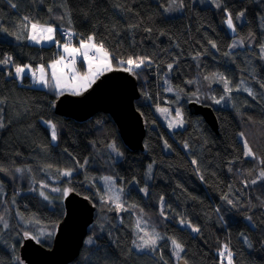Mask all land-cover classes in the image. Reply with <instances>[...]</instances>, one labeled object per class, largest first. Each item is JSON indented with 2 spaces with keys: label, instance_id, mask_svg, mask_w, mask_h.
Returning <instances> with one entry per match:
<instances>
[{
  "label": "trees",
  "instance_id": "1",
  "mask_svg": "<svg viewBox=\"0 0 264 264\" xmlns=\"http://www.w3.org/2000/svg\"><path fill=\"white\" fill-rule=\"evenodd\" d=\"M169 1L13 0L17 4L13 9L8 0H0V25L9 32H17L15 25L29 16L70 29L76 33L75 45L94 34L113 54L114 65L129 56L153 61L133 75L139 90L134 105L145 124L143 152L124 146L108 114L98 112L82 123L58 116L54 91L33 87L28 76L19 82L12 65L0 66V121L4 124L0 167L6 170L0 172V217L8 224L7 228L0 224V264H22L18 248L24 231L33 235L42 227L52 231L63 217L61 196L53 194L44 201L28 191L39 183L66 186L96 205L87 235L93 243L85 242L70 264H177L169 237L184 246L181 256L187 264H221L219 251L225 244L233 252L234 264H264V179H258L264 164L243 155L247 139L264 159V59L260 55L264 0H220L219 8L183 0L182 12L167 17L162 7ZM225 9L233 15L234 35L228 32ZM240 12L244 19L239 24ZM65 13L71 24L68 16L58 19ZM233 37L243 40V47L225 55ZM59 53L55 45H37L0 32V58L10 55L14 63L35 67ZM169 63L173 64L171 72ZM215 73L223 74L234 89L250 88L255 98L233 90L222 106L214 107L212 97L223 96V84L204 77ZM169 85L172 92L166 90ZM177 98L184 125L170 133L154 109L169 107ZM191 101L214 110L217 133L200 116L189 114ZM46 121L55 124L56 141ZM113 143L121 153L119 158L110 150ZM149 164L153 169L147 183ZM16 168L23 171L17 173ZM66 169H73L71 177L59 175L58 170ZM105 176L123 188L125 206L135 208L117 213L110 203L102 202L97 179ZM144 188L147 193L141 191ZM141 216L148 230L155 228L165 238L156 251H138L133 244L135 223ZM181 220L199 232H192ZM52 239L45 235L39 244L49 248Z\"/></svg>",
  "mask_w": 264,
  "mask_h": 264
},
{
  "label": "snow or ice",
  "instance_id": "2",
  "mask_svg": "<svg viewBox=\"0 0 264 264\" xmlns=\"http://www.w3.org/2000/svg\"><path fill=\"white\" fill-rule=\"evenodd\" d=\"M8 3L10 4L11 8L15 9L17 8V4L13 2V0H8ZM177 3V0H170L171 5H175ZM213 3H215L216 7H220L221 3L220 0H213ZM184 7L183 0H179V9H182ZM173 10L171 7L166 8L165 11H171ZM52 9H49V12H51ZM225 23L233 33L236 32V25L234 24L233 15L231 12H228L227 9H225ZM65 16H68V23L71 24V19L68 13H65L64 16L58 17V19L63 20ZM244 13L240 12L239 16L236 17V19H239L240 17H243ZM15 27L18 29L17 32H9L7 28L3 27V25H0V32H7L9 35L15 36L17 40H23L26 39L30 41L33 44H43V43H49L54 44L56 47L60 48L62 50V53L58 55V58L52 61L50 64L47 65V68L44 65H39L36 68H33L29 64H17L14 63L13 57L8 55L4 56L3 58H0V65L7 68L9 65H12L14 68V75L17 80H23L26 76V74H30L33 82L39 85H43L45 88H54L56 90L57 96L63 95L65 92H69L72 95H81L82 91H86L89 87H91L92 84L96 82V80L108 72H126L130 75H139V72L137 70H142L146 67H150L153 63L151 58L147 56H136L132 57L129 56L127 59H118L115 62V65L113 63L114 57L113 54L109 51L107 47H105V44L100 41L98 42L95 38V35H89L84 39H80L78 45H74L72 43L73 36L76 35L73 31L70 29H63L62 34L66 36V42L61 43V40L57 38V27L52 24L48 23H41L38 19L24 16L20 22L15 25ZM243 40L234 41L231 45V48L236 47H243ZM213 48H216V44H212ZM231 51L228 53H225V55H231ZM199 55V54H197ZM261 58L264 59V45H261ZM78 58H82V63L84 66H86V70L81 72L77 69V63ZM195 58V57H194ZM167 68L169 72L173 69V64L169 63L167 65ZM48 69L51 70V73L49 75ZM9 75H12L11 72H9ZM216 82H222L223 89L226 94H229L235 90L240 91L241 88H233L230 86V80H228L223 74L215 73L213 74V77L205 76V80L212 81V79ZM166 84L169 83L167 79L164 81ZM189 83H192L191 81ZM264 87V85H261ZM168 92H172L173 88L171 85L166 89ZM243 91H246L248 95L253 96L255 98L254 92L250 88H243ZM199 97H197L198 101ZM212 100L215 104H220L222 101L225 100V96H221L219 99L216 97H212ZM2 103V101H0ZM157 112H159L162 116H164L168 120V127L176 128V127H183L184 125V119H183V113L182 111L177 108L175 109V115L172 116V112L167 107H159L157 106ZM45 123L48 124L50 130H51V139L52 141L57 140V131L55 124H52L50 121H46ZM4 127V124L2 121H0V128ZM243 138V133L240 134ZM167 147V144L165 145ZM111 150L115 152L118 156L121 155L119 150L117 149L115 143L109 145ZM184 147L187 149L188 145L185 144ZM243 155L246 158H251L253 160L259 161L260 164H264V159H261L250 147L247 139L243 140ZM87 163V161H85ZM192 163L195 165L197 164V161L194 159ZM51 167V165H49ZM6 171L3 167H0V172ZM15 171L17 173H20L23 171L21 168H16ZM59 175L61 177H71L73 173V169H66V170H58ZM152 171V166L149 165L148 172L149 174ZM199 171V169H197ZM201 179L203 177L201 176ZM258 179H264V169H262L259 172ZM104 184L106 186V192L105 195L101 196V200L104 203H110L112 208L117 212H123V211H129L131 208H135V205H129L128 207L125 206V202L122 200V194H123V188H120L119 190L116 189L115 180L110 176L103 177ZM251 183L255 184L257 183V180H252ZM247 186V185H245ZM41 189L49 188L48 184L41 183L40 184ZM51 192L61 193L64 198H66L70 192L73 191L71 188H64L61 189L59 187H51ZM141 191L147 193V189H141ZM40 196L43 197L44 200H49V196L44 192L40 191ZM85 200L89 199L87 196L84 197ZM227 199V197H225ZM228 204H232V200H227ZM161 215H163V198L161 197ZM142 211V210H141ZM219 211V209H217ZM21 219L23 217L21 216ZM248 219H251L250 217ZM29 223H39L36 220H29ZM0 224H3V227L7 228L8 224L7 221L4 220L3 217H0ZM181 224H186L187 227L191 228L192 232H199V228L193 226L191 223L181 220ZM58 227V225L53 226L52 231H46L44 227H42L39 230L38 235H33L29 231H24L23 238L26 240H35L37 243L40 242L41 237L47 235L52 236L55 234V230ZM135 232H136V240L133 241V244L137 250H144V249H150L152 251H156L159 247V241L165 239L160 235L159 232L153 228L151 231L148 230L147 222L143 220V217H139L136 220L135 223ZM171 242L172 247V254L176 258V260L179 262L183 260V257L181 256V253L185 251L184 246L178 242L175 238H168ZM87 244H92L93 240L90 237L87 241ZM219 257L221 259V264H234L233 261V252L228 247L227 244H225L222 249L219 251ZM184 264H187L186 261H184Z\"/></svg>",
  "mask_w": 264,
  "mask_h": 264
},
{
  "label": "water",
  "instance_id": "3",
  "mask_svg": "<svg viewBox=\"0 0 264 264\" xmlns=\"http://www.w3.org/2000/svg\"><path fill=\"white\" fill-rule=\"evenodd\" d=\"M139 98L138 82L126 72H108L100 76L81 95L63 94L54 102V113L75 122H86L94 114H108L117 127L124 146L130 151H144L145 124L134 102ZM190 115L200 116L217 133L214 110L197 102H189ZM75 191L62 200L64 214L57 224L49 248L35 240L23 239L18 248L22 264H70L77 259L94 222L96 205ZM184 259L177 264H184Z\"/></svg>",
  "mask_w": 264,
  "mask_h": 264
},
{
  "label": "rangeland",
  "instance_id": "4",
  "mask_svg": "<svg viewBox=\"0 0 264 264\" xmlns=\"http://www.w3.org/2000/svg\"><path fill=\"white\" fill-rule=\"evenodd\" d=\"M152 1H154V2H158V0H152ZM191 2H192V4H197V5L200 6V7H213V8H217L216 5H215V3H213V0H191ZM169 7H171L173 10H171V11H165V9H166V8H169ZM162 9H163V13H164L165 16H167V17L176 16V15H179V14L182 12V9H179V0H177V3H176L175 5H171V4H170V1H169L168 5L162 7ZM238 16H239V15H238ZM243 19H244V16H243V17H240L239 19H237V22L240 24V23L243 21ZM226 26H227V25H226ZM63 29H67V28H58V27H57V38L60 39L61 42H66V39H67L66 36H63V38H62V35H61V31H62ZM227 29H228V27H227ZM228 32H229L230 35H234V33H233L230 29H228ZM75 40H76V39H75L74 36H73V38H72V42L75 43ZM27 41H28V40H27ZM234 41H239V39L236 38V37H233V38L231 39V43H230V47H229V51H234V50L240 48L239 46L236 47V48H231V45L233 44ZM28 42H29V41H28ZM44 45H45V46H48V45H54V44L45 43ZM74 45H75V44H74ZM55 48H56L57 51H60L59 54L62 53V50H61L60 48H58V47H56V46H55ZM260 52H261V49H260ZM59 54H57V56H56L52 61H54L55 59H57ZM52 61H50V62H48V63H46V64H43V63L38 64V65H36V66L33 67V68H36V67L39 66V65H44V66L47 68V65L50 64ZM113 63H114V61H113ZM0 66L3 67L2 65H0ZM77 69H78L79 71H81V72H83V71L86 70V66H84L83 63H82V58H78ZM48 72H49V75H50L51 70L48 69ZM137 72H138V70H137ZM13 75H14V70H13ZM26 76L29 77L30 84H31L33 87H35V88H41V89H46V90H52V91H54L55 94L57 95L56 90H55L54 88H45L43 85H39V84L34 83V82H33V79H32V77H31L30 74H26ZM14 77H15V75H14ZM134 77H135V76H134ZM136 80H137V79H136ZM19 82H21V80H19ZM239 87L241 88V90H240V91H235V92H242L243 88H245L244 86H239ZM138 91H139V90H138ZM82 92H83V91H82ZM64 94H70V93H69V92H65ZM71 95H72V94H71ZM223 96H225V100H226V99H229V94H226V93L224 92V89H223ZM58 97H59V96H58ZM58 97H57V98H58ZM179 103H180V99L177 98V100L173 103V105L167 107V108H169L170 111L172 112V116H173V117H174V115H175V109H177V108L180 109V107H179ZM223 104H224V101H222L220 104H215V103H214L213 105H214V107H219V106H222ZM156 109H157V107L154 109V114L156 115V117L159 119V122H160V123L166 128V130H167L168 132L171 133V132H173L174 130H177V129H181V128H182V127H176V128H171V129H170V128L168 127V120H167L164 116H162L159 112H157ZM180 110H181V109H180ZM44 125L49 129L50 134H51V130H50L48 124H47V123H44ZM110 150H111V148H110ZM111 152H113V151L111 150ZM113 153H115V152H113ZM115 155H116V158H119V157H120V155L118 156L116 153H115ZM149 165H151V166H152V169H153V164H149ZM149 165H148V167H147V171H146V173H145V180H146L147 183L150 182L151 174H152V171H151L150 174H149V172H148ZM97 180H98L99 185H100L101 188H102L103 195H105V192H106V186H105V184H104L103 177L100 178V179H97ZM40 184H41V183L35 185L34 188H31V189H29L28 191L31 192V193H34V194L39 195V197H40L42 200H44V199H43V197L40 196V191H44L49 197H52L53 194H56V195H58V196H61V200H63L62 192H61V193H56V192H51V191H50V188H51V187H57V186H49V188L41 189V188H40ZM59 188L64 189V188H67V187H66V186H63V187H59ZM120 188H121V187H119V186L116 185V189H117V190H119ZM123 196H124V191H123V194H122V200H123ZM85 197H86V196H85ZM44 201H45V200H44ZM93 203H94V202H93ZM94 204H95V203H94ZM5 221H6V220H5ZM185 226L187 227V225H185ZM1 227H3V224H1ZM188 228H189V227H188ZM190 229H191V228H190ZM46 231H48V230L46 229ZM149 231H150V230H149ZM55 232H56V230H55ZM87 235H88V234H87ZM136 235H137V234H136ZM53 236H54V235H52V237H53ZM89 238H90V236H88V237L86 236V238H85V240H84V243H85ZM138 251H141V250H138ZM142 251H143V252H149L150 249H144V250H142ZM173 258H174V260L177 262V260H176V258H175L174 256H173ZM19 259H20V258H19ZM20 262H21V260H20Z\"/></svg>",
  "mask_w": 264,
  "mask_h": 264
},
{
  "label": "crops",
  "instance_id": "5",
  "mask_svg": "<svg viewBox=\"0 0 264 264\" xmlns=\"http://www.w3.org/2000/svg\"><path fill=\"white\" fill-rule=\"evenodd\" d=\"M30 42V41H29ZM31 43V42H30ZM45 43H43V44H37V45H44ZM78 45V44H77Z\"/></svg>",
  "mask_w": 264,
  "mask_h": 264
},
{
  "label": "built area",
  "instance_id": "6",
  "mask_svg": "<svg viewBox=\"0 0 264 264\" xmlns=\"http://www.w3.org/2000/svg\"><path fill=\"white\" fill-rule=\"evenodd\" d=\"M61 35H62V38H63L64 35L62 34V31H61ZM72 43H73V42H72Z\"/></svg>",
  "mask_w": 264,
  "mask_h": 264
}]
</instances>
